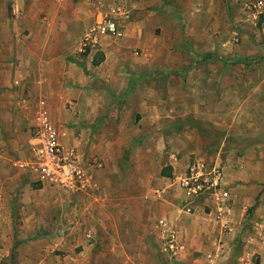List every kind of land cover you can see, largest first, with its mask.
<instances>
[{
    "label": "rangeland",
    "instance_id": "1",
    "mask_svg": "<svg viewBox=\"0 0 264 264\" xmlns=\"http://www.w3.org/2000/svg\"><path fill=\"white\" fill-rule=\"evenodd\" d=\"M200 3L188 14L186 1V14L165 31L142 16L138 31L108 44L107 65L128 78L127 86L119 83L127 93L114 95L92 72L98 52L83 50L81 42L96 16L117 6L107 0H0L3 169L15 170L9 160L27 155L34 119L45 110L60 141L70 140L62 146L84 168L100 164L91 172L107 181L104 204L74 230L80 242L64 245L58 237L71 238L70 231L54 224L60 189L23 173L29 204L39 211L18 209L13 229L0 230L10 240L0 244V264H181L160 253L154 225L167 207L194 212L187 211L178 178L196 163L208 172L220 167L234 180L228 192L255 190L258 200L247 219L254 218L258 201L264 204V23L257 26L246 6L234 13L229 0ZM121 7L132 13L126 24L134 23L133 8ZM238 15L244 21H235ZM63 62L79 68L65 71L74 84H61ZM158 172L169 174L171 183ZM156 186L170 191L169 204L153 197ZM209 198L199 195L193 205L206 208Z\"/></svg>",
    "mask_w": 264,
    "mask_h": 264
},
{
    "label": "crops",
    "instance_id": "2",
    "mask_svg": "<svg viewBox=\"0 0 264 264\" xmlns=\"http://www.w3.org/2000/svg\"><path fill=\"white\" fill-rule=\"evenodd\" d=\"M107 1H109L110 3L112 2L111 5L113 6H130L129 8H133L134 10V23L129 22L128 24L124 25V36L121 39H105L102 41V44L97 51L86 50L89 53L101 52L103 60L97 65H94L92 63V72L94 76L97 77V81L102 80L103 84L108 88L109 92L114 95L127 93L128 90H125L123 87H119V83H125V86H127L128 78L127 76L125 77L117 73V69L119 68L115 67L112 69L107 65V56L109 55L110 51L108 44L114 41H121L129 32L135 33L136 31H138L141 24L143 26L142 21L144 20L140 19L138 21L140 24L136 23V20L138 18H142V16H144V19L151 18V20L154 21V26L157 25V27L165 31L167 30L169 22H171L172 20H178L181 14H186V1L189 2V6H186L188 8V14H191L192 4L195 5L197 2H204L205 4L207 3V0ZM208 1H210V3L214 5L223 3V0ZM252 1L249 2V0H229V5L232 7L234 13L238 11L239 6H246L251 10L253 18L257 19L264 11L261 13H257L256 15L255 12H253L252 7L257 1L260 0ZM111 10H113V7L111 8ZM129 12V14L131 15L132 13L130 9ZM246 13L249 15L248 11ZM146 15L147 17L145 18ZM234 19L235 21H244L245 17H239L238 15L237 17H234ZM69 64L70 65H67L63 62V64L61 65V67H63V70L61 72L62 85H67L69 83L74 84V80L68 76L67 72H65L66 69H72L73 67V71L75 73H78L77 69L79 70V68H77L72 62H70ZM121 70L123 69L121 68ZM67 142H70L69 138H67V140L60 141L62 145ZM24 151L26 152L24 154L25 156L26 154H28L27 149L25 148ZM0 152V160H2L1 149ZM15 160L17 159H11L9 160V162L11 163ZM172 164L173 163L171 162L169 163V165L173 166ZM4 166L5 163L0 162V230L2 231L13 229V213L17 212L18 209H26L28 210V212L31 211V213L33 214L36 209L37 211H39V207H37L36 205L33 206L32 203L29 204V198L27 196V190L29 186L26 184L28 178L23 176V173L29 172L21 171L14 166V169L19 172L11 170V168L9 169L10 171H8L7 169H3ZM138 170L140 171V169ZM139 171L135 176L139 179V183H141L143 178H141ZM97 173L98 171H96L95 173H91L90 188H88V190L86 191L68 192L60 189L58 190L59 192L55 193V199L58 201V203L62 202V205L58 206L59 210H57L58 212H61L59 213L60 220L55 222L54 224L57 228L70 231L69 234H71V238H68V236L64 234L59 236L58 242H60L61 240L60 244L62 243L64 245H74V243H79L80 239L73 235L74 230L78 229L82 222L84 226H86V220L88 219V217H86L85 215L92 213L94 208H98L97 206L104 204V193H106V189L104 186L107 181L99 179L100 176L95 175ZM158 174L160 178L167 179L168 182L171 183V180L169 178H165L166 176L162 177L164 175L161 176L159 172ZM182 177L183 176L179 177L178 181H180ZM36 183L38 185H42L38 182ZM229 184L233 185L234 180L226 177L221 169L220 186L223 191L227 193L228 197L226 198L227 201L225 202V204H223V206H221L220 208L217 207L215 200L211 196V198L205 200L206 203L204 204V206H206V208H204L201 206L193 205L195 199L189 201L183 193V202L185 205L190 204L188 206H190L194 211L193 213L184 212L180 207L181 205L179 204L177 206H174V208L167 207L163 212V217L156 219L154 228L156 230L155 234L158 243H160V224L164 225L167 230H172L175 233L179 247L175 259L179 263L235 264L237 262V264H264V204L263 202L258 201L256 208L253 210L254 218L247 219L249 209L253 208V206H255L256 204V201L258 200L255 190L247 189L246 187L244 192H241V190L234 187L231 188L230 192H228L225 188ZM153 189V192H155L154 194L152 193L154 195L153 197L159 199H161L162 197V200L169 204V190L164 189L163 191H159L157 186ZM15 190L16 193L14 194ZM37 191H39V193H42L41 191L43 190L36 189V192ZM111 194L112 193H109V195L107 194L106 196L107 200H109V203H111V198L114 197ZM135 198L136 200H141L140 197L138 198L137 194L135 195ZM124 205H127V203L125 202ZM126 207L127 206L121 207V212L125 214L124 221H126L128 214ZM219 209H221L220 212L218 211ZM190 211L191 210H189L188 212ZM51 212L52 207H47L46 214L50 215ZM251 223H253L252 226ZM252 230H254V232H252ZM9 242V238H5L4 235L0 236L1 245H10Z\"/></svg>",
    "mask_w": 264,
    "mask_h": 264
},
{
    "label": "built area",
    "instance_id": "3",
    "mask_svg": "<svg viewBox=\"0 0 264 264\" xmlns=\"http://www.w3.org/2000/svg\"><path fill=\"white\" fill-rule=\"evenodd\" d=\"M254 12L264 11V0L257 1ZM129 11L116 7L109 14L99 13L90 29L84 34L81 48L97 51L105 39H121L124 25L129 21ZM27 156L12 163L15 168L31 173L36 182L59 188L68 192L86 191L90 188L91 169L100 168L94 162L90 169L80 165L79 158L72 151L66 150L60 143V134L49 120L45 110L37 113L31 128ZM1 156V152H0ZM188 173L179 181L189 201L199 195L208 193L220 208L227 201V193L220 186L221 170L214 166L210 172L201 163L188 167ZM190 205V204H188ZM191 208H187L189 211ZM219 212L221 209L218 210ZM161 225L160 253L168 262L175 261L178 242L175 233Z\"/></svg>",
    "mask_w": 264,
    "mask_h": 264
},
{
    "label": "trees",
    "instance_id": "4",
    "mask_svg": "<svg viewBox=\"0 0 264 264\" xmlns=\"http://www.w3.org/2000/svg\"><path fill=\"white\" fill-rule=\"evenodd\" d=\"M264 23V12L259 16L258 20H257V26H261V24ZM97 56V57H96ZM206 57H209V58H216V59H219L217 57H213V56H210V55H207ZM103 60V56L101 55V53H97L94 57V61H93V64L94 65H97L99 64L101 61ZM81 69L84 71L85 68L84 66L80 65ZM169 174L165 175V176H168Z\"/></svg>",
    "mask_w": 264,
    "mask_h": 264
}]
</instances>
